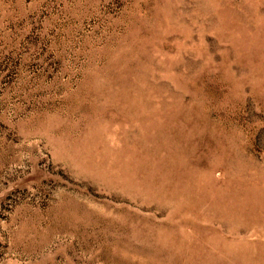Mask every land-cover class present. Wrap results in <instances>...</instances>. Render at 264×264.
<instances>
[{"label": "rangeland", "instance_id": "374dc122", "mask_svg": "<svg viewBox=\"0 0 264 264\" xmlns=\"http://www.w3.org/2000/svg\"><path fill=\"white\" fill-rule=\"evenodd\" d=\"M0 264H264V0H0Z\"/></svg>", "mask_w": 264, "mask_h": 264}]
</instances>
